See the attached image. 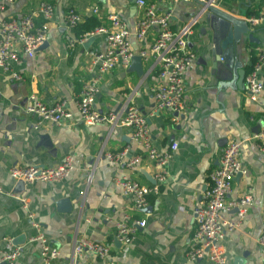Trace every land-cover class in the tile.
I'll list each match as a JSON object with an SVG mask.
<instances>
[{
    "label": "crops",
    "instance_id": "obj_1",
    "mask_svg": "<svg viewBox=\"0 0 264 264\" xmlns=\"http://www.w3.org/2000/svg\"><path fill=\"white\" fill-rule=\"evenodd\" d=\"M145 1L158 13H171L172 30L183 27L200 11L194 1ZM40 3L54 7L44 43L33 57L17 48L20 63L12 65V71L21 80L0 70V187L4 191L0 195V253L17 246L21 254L16 264H40L37 224L47 242L60 252L52 264H101L90 252L72 258L73 244L82 238L110 245L112 264H208L204 259L190 262L186 257L194 231L193 208L222 150L229 142L240 141V161L246 175L234 177L229 200L248 194L251 203L238 227L223 240L226 264H264V249L258 243L264 224V154L253 140L264 128V66L259 74L263 89L255 101L248 97L244 83L258 50L264 49V24L251 26L246 21L264 10V0H217L214 9L218 14L246 22L249 28L241 35L230 64L219 59L224 67L215 71L210 53L215 29L210 28L207 11L199 14L188 38L194 60L184 73L185 110L175 121L172 112L155 106L153 91L160 81L149 49L157 31L143 40L136 38L135 22L141 11L132 0H15L5 6L0 22L19 19ZM69 9L83 17L82 23L93 19L107 27V17L118 15L129 30L133 57L142 50L149 54L148 60L141 59L140 73L133 70L131 61L107 72L95 102L100 113L124 115L126 107L135 106L146 121L151 147L159 153L177 145L164 168L167 185L148 196L147 207L141 212L122 195L116 181L130 179L150 185L157 169L144 148L130 142V128L86 126L80 121L75 101L91 77L88 53L103 51L105 37L97 34L68 48L64 17ZM80 29L76 27L72 35L76 37ZM30 95L45 104L64 101L71 119L60 125L38 124L25 110ZM123 150L126 153L120 163L110 164L104 158L105 153ZM67 155L73 157V170L58 183L22 186L8 175L13 166L54 167ZM135 156L139 161L127 167ZM236 212L230 209L223 218L237 222ZM123 215L145 221L128 245L113 239L115 224Z\"/></svg>",
    "mask_w": 264,
    "mask_h": 264
},
{
    "label": "built area",
    "instance_id": "obj_2",
    "mask_svg": "<svg viewBox=\"0 0 264 264\" xmlns=\"http://www.w3.org/2000/svg\"><path fill=\"white\" fill-rule=\"evenodd\" d=\"M15 0H0V14L5 6ZM194 1L199 4L200 11L190 17L188 22L178 30L170 27L171 13H158L153 5L145 0H136L135 8L141 11L135 22V36L143 40L153 30L156 36L150 45V54L154 57L157 78L160 85L153 91L155 106L160 110L172 112L176 120L178 115L185 110L183 101L184 73L194 60V54L188 50V38L193 33L198 23L201 12L209 8H215L217 0H171ZM97 9L93 10L96 13ZM54 7L48 3H40L36 8L19 19H7L0 22V70L10 73L15 80L21 77L12 71V65L20 63L18 50L20 47L24 55L33 57L37 48L44 43L48 31V22L52 19ZM42 19L43 23L35 22ZM109 26H99L92 32L82 37H74L73 30L83 22V17L69 9L64 17V38L68 48L76 44H82L90 37L101 34L105 37L103 51L93 50L88 53L90 79L82 86L78 98L75 101L80 121L86 126L96 124H109L111 127L122 126L130 128L129 140L135 145L144 148L148 158L154 163L156 172L150 185H140L137 182L125 179L116 181L122 195L132 201L133 208L137 212L147 207V198L156 194L161 187L167 185V175L164 170L177 145H170L167 152L159 153L151 147L145 119L139 114L135 106L126 107L124 115L120 113H100L95 108V102L99 93V84L104 75L116 66H127L133 54L129 42V30L125 22L116 14L107 17ZM251 26L264 24V10L256 17H250L247 21ZM148 53L142 50L139 56L148 60ZM264 66V49L258 50L256 61L246 74L245 92L255 101L263 89L259 74ZM130 100V99H129ZM25 110L34 115L38 124L42 122L51 125H60L71 119V112L62 100L52 103H42L34 95L28 98ZM256 148L264 154V128L253 135ZM240 141H231L222 150L218 164L208 175V184L201 198L193 208L194 231L190 238L189 248L186 252L190 262L204 259L208 264H226L223 240L228 233L235 230L240 220L245 217L247 207L251 203V197L243 195L235 200H229L232 193V182L237 175H246V169L240 161ZM126 150L118 153H105L104 158L110 164L123 161ZM139 161V157H133L127 162V167H132ZM73 170V157L67 155L60 164L54 167L38 165L13 166L8 170L9 177L19 184L30 185L36 182L52 184L66 179ZM4 191L0 187V195ZM11 195L10 193H8ZM23 207L27 209L25 200L21 199ZM235 209L238 221L233 222L223 218V213ZM31 218V215L28 216ZM145 226L143 219H134L129 215H123L115 224L114 241L119 244H130L139 228ZM38 233L35 240L40 246V264H52L59 257L58 248L50 245L34 224ZM11 239H7L11 243ZM259 245L264 249V224L258 237ZM110 245L103 242H95L85 238L75 240L72 248V258L80 257L84 252H90L101 264H112L109 261ZM21 254L20 248L13 246L10 250L1 251L0 264H16Z\"/></svg>",
    "mask_w": 264,
    "mask_h": 264
},
{
    "label": "water",
    "instance_id": "obj_3",
    "mask_svg": "<svg viewBox=\"0 0 264 264\" xmlns=\"http://www.w3.org/2000/svg\"><path fill=\"white\" fill-rule=\"evenodd\" d=\"M135 6V1L132 0ZM208 13L207 19L210 22V28L215 29L211 37V62L212 70H217L224 67L220 64L219 59H222L225 64H230L234 57L237 45L241 42V35L248 33V25L245 22L233 19L231 17L220 15L214 8L206 10ZM205 11V12H206ZM251 38V37H250ZM141 58L134 56L131 59V67L137 73L141 72ZM24 186L23 184H21Z\"/></svg>",
    "mask_w": 264,
    "mask_h": 264
},
{
    "label": "trees",
    "instance_id": "obj_4",
    "mask_svg": "<svg viewBox=\"0 0 264 264\" xmlns=\"http://www.w3.org/2000/svg\"><path fill=\"white\" fill-rule=\"evenodd\" d=\"M85 24V25H84ZM100 25L94 21L93 19H89L85 21V23H81L77 26V29L81 27V29L76 33V37H82L86 33L92 32L95 28L99 27Z\"/></svg>",
    "mask_w": 264,
    "mask_h": 264
}]
</instances>
